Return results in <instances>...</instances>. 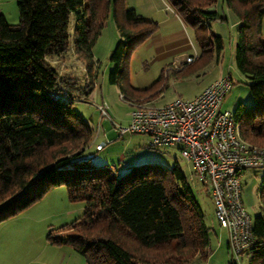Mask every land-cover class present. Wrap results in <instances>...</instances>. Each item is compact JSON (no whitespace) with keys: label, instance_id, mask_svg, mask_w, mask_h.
Wrapping results in <instances>:
<instances>
[{"label":"trees","instance_id":"16d2710c","mask_svg":"<svg viewBox=\"0 0 264 264\" xmlns=\"http://www.w3.org/2000/svg\"><path fill=\"white\" fill-rule=\"evenodd\" d=\"M170 1L194 31L199 60L223 49L221 36L206 32L209 22L226 20L214 7L221 1L235 14V63L253 99L252 106L237 107L235 121L246 141L264 145V0ZM17 6L18 24L0 14V223L65 185L70 201L85 202L84 216L48 239L72 246L87 264L207 260L212 229L180 166L139 164L120 176L95 168L84 158L94 129L73 108V94L87 95L91 88L82 94L71 86V92L50 60L63 58L73 39L93 85V48L112 14L121 40L111 57L116 63L111 82L128 99L152 101L162 92L156 90L162 77L149 88L126 90L122 65L129 49L153 36L158 23L125 0H17ZM260 197L256 241L243 253L249 264H264V186Z\"/></svg>","mask_w":264,"mask_h":264},{"label":"rangeland","instance_id":"374dc122","mask_svg":"<svg viewBox=\"0 0 264 264\" xmlns=\"http://www.w3.org/2000/svg\"><path fill=\"white\" fill-rule=\"evenodd\" d=\"M226 20L209 22L206 32L221 36L223 49L220 55L213 50L207 59L199 60L201 49L193 36L195 50L184 53L180 59L186 61L187 55L197 56L194 62L182 64L184 74L169 71L163 72L161 63H151V52L147 46L140 44L129 49L122 65L124 87L146 89L162 77L157 91L162 89L152 99L156 106L165 105L175 99L191 100L216 77L228 75L233 80V86L227 94L221 109L235 112L240 104L253 105L249 88V80L236 67L235 53L239 41L235 14L221 1L214 7ZM212 8V9H214ZM4 14L11 24L19 23L17 0H0V14ZM264 36V21H263ZM121 40L113 16L109 17L94 48L95 68L93 85L86 63L74 52L73 39L63 58L50 59L53 66L62 77L69 82V88L77 87L85 94H73V108L94 129L93 142L87 147L84 158L90 159L96 167L110 168L116 176L128 172L136 163L158 164L171 168L178 164L190 181L193 193L201 205L207 225L212 229L211 246L207 250L208 259L194 258L190 264H230L231 258L226 247V232L215 218L214 205L207 190L202 185L194 171L192 162L185 159L177 146L150 147V140L142 134L127 133L119 136L115 126H127L130 122L131 105L121 99V89L118 83H112L111 73L116 63L111 59L113 51ZM73 92L74 90L70 88ZM108 104L111 120L100 117L97 109L102 103ZM109 139L102 150L96 146ZM264 146V145H261ZM146 162V163H144ZM244 207L255 219L263 211L260 192L264 186V168L248 169L241 177ZM85 202L70 201L68 189L59 185L50 189L40 200L15 217L0 223V264H87L85 258L70 245H56L49 241L48 236H59L72 223L83 218ZM219 242H223L219 246ZM230 252V250H229ZM249 257L242 255L240 264H249Z\"/></svg>","mask_w":264,"mask_h":264},{"label":"built area","instance_id":"2783aa9c","mask_svg":"<svg viewBox=\"0 0 264 264\" xmlns=\"http://www.w3.org/2000/svg\"><path fill=\"white\" fill-rule=\"evenodd\" d=\"M197 56H188L186 63L194 62ZM232 86V78L222 76L195 98H178L162 106L120 94L132 110L129 124L115 129L119 136L127 133L147 136L152 148L180 147L181 155L192 162L198 181L210 191L218 224L228 231L230 264H240L243 253L256 241L254 219L242 200L241 177L248 169L264 168V146L246 141L234 113L221 109ZM97 109L102 119L111 120L106 102ZM110 142L109 139L100 142L97 150Z\"/></svg>","mask_w":264,"mask_h":264},{"label":"crops","instance_id":"0c3cea01","mask_svg":"<svg viewBox=\"0 0 264 264\" xmlns=\"http://www.w3.org/2000/svg\"><path fill=\"white\" fill-rule=\"evenodd\" d=\"M125 4L129 8L135 9L142 17L158 23V29L155 34L144 42L147 49L151 52L150 62L161 63L163 72L165 71L166 75L169 71L176 74H183L185 68L182 67V64L187 63L180 59V57L188 51L195 50L192 41L194 31L187 21L179 14L171 1L125 0ZM236 23H238L237 20ZM188 56L191 55H187L186 58ZM222 76L224 75L222 74L216 77L210 83ZM153 101L154 100H152V102ZM135 165H137V163ZM207 192L211 197L209 189ZM223 230L226 232V247L229 249V234L226 228H223ZM218 244L220 246L223 242H219ZM228 253H230L229 250Z\"/></svg>","mask_w":264,"mask_h":264}]
</instances>
